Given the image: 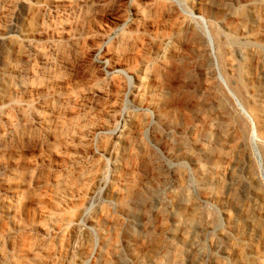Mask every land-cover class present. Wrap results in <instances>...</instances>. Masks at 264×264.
I'll list each match as a JSON object with an SVG mask.
<instances>
[{
  "label": "rangeland",
  "instance_id": "374dc122",
  "mask_svg": "<svg viewBox=\"0 0 264 264\" xmlns=\"http://www.w3.org/2000/svg\"><path fill=\"white\" fill-rule=\"evenodd\" d=\"M0 264H264V0H0Z\"/></svg>",
  "mask_w": 264,
  "mask_h": 264
},
{
  "label": "bare ground",
  "instance_id": "6f19581e",
  "mask_svg": "<svg viewBox=\"0 0 264 264\" xmlns=\"http://www.w3.org/2000/svg\"><path fill=\"white\" fill-rule=\"evenodd\" d=\"M24 1V0H23ZM53 1H49V5H52L53 3H52ZM39 5V4H38ZM242 16H244V15H242ZM35 40V39H34ZM221 112V111H220ZM214 125H217L216 123L214 124ZM223 139V138H222ZM205 151V150H204ZM200 167V166H199Z\"/></svg>",
  "mask_w": 264,
  "mask_h": 264
}]
</instances>
